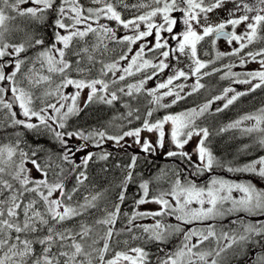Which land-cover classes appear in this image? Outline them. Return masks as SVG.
<instances>
[{
	"label": "snow or ice",
	"instance_id": "6c2138e0",
	"mask_svg": "<svg viewBox=\"0 0 264 264\" xmlns=\"http://www.w3.org/2000/svg\"><path fill=\"white\" fill-rule=\"evenodd\" d=\"M221 39L238 46L216 51L214 60L200 58L202 42L215 47ZM259 43L264 0H0V264H230L232 257L248 255L249 246L260 249L251 253V264H264V186L216 175L198 183L225 162L211 148L209 127L197 121L218 101L215 113L264 89V47L244 51ZM224 57L239 64L211 67ZM250 62L259 68L232 71ZM166 70L172 74L146 87ZM217 72H224L222 80L249 87L228 86L203 104L153 118L200 92L203 78ZM137 73L141 78L129 83ZM142 96L150 105L143 111ZM93 105L107 106L114 115L95 128L72 123ZM229 130L255 134L254 143L264 150V107L216 134ZM143 133L155 134V141ZM126 138L149 155L167 143L165 158L179 164L137 181L138 155H131L110 201L109 188H89V166L109 160L106 142L130 147ZM226 171L264 180V155L242 165L228 162ZM153 181L169 187L154 193ZM132 184L138 193L126 212ZM146 204L158 208L140 210ZM225 220L237 227L226 230Z\"/></svg>",
	"mask_w": 264,
	"mask_h": 264
},
{
	"label": "trees",
	"instance_id": "16d2710c",
	"mask_svg": "<svg viewBox=\"0 0 264 264\" xmlns=\"http://www.w3.org/2000/svg\"><path fill=\"white\" fill-rule=\"evenodd\" d=\"M259 47H264V43L260 44L258 48ZM223 74L224 72H220L206 79H203L201 81L202 83L206 85V87L201 90V94H203L202 100L206 101L210 99L212 96L218 95L222 91V87L224 85L232 83L231 80L229 79H223V82L220 83L221 81L220 77ZM140 101H141L140 106H141L142 111L145 106L150 107V105H148V100L146 97H143V96L140 97ZM257 102L259 103V106L257 107V109L264 107V98H261V96L258 95ZM120 110L123 111V109H120ZM159 112L161 113V111ZM113 115H114L113 109H109L107 106L93 105V106H90L88 109H86L84 112H82L78 118H75L72 121V123L79 125L80 127H83V128H95V127H99L105 124L107 121H109L112 118ZM228 115L229 114L227 112H222V113H219V116H214L213 118H210L211 116L203 117L199 119L200 121L199 124L201 126L209 127L210 131L212 132V129H214L212 128V126H214L215 129L216 128L220 129L221 128L220 121L227 120ZM216 121L218 124L214 123ZM138 125H139V122H134L132 126H138ZM109 131L116 133V132H119V128L110 127ZM216 133L217 132H212V136L210 137L211 142L221 141V138L223 137L224 134L220 133L219 135H217ZM236 137H237V144H239V146L237 144L233 146L231 148L233 149L232 151H228L230 150V148H228L227 154L221 155L217 153L216 146L211 147L214 154L218 158H220L222 161L225 162V168H217L215 169L214 173H211V174L205 173L203 176L198 178L199 181L206 178L207 176H210V175H213L219 172H222V173L227 172L226 167H227L228 162H233L234 164L242 165L248 162L249 160L254 159L256 156L262 155L263 153L261 152L262 150L258 148L254 154L250 156L241 157L240 153H242L245 145L255 144L254 143L255 136L249 137V136H244L242 134H238ZM28 138L29 140L32 139L30 134ZM250 140L252 141L251 143H250ZM40 143L44 144L46 147L52 146L49 144L47 139L40 140ZM234 148H237L238 151H234ZM103 150L107 152H111L112 155L108 161L97 160L96 163L90 164L89 177H90L91 184L89 185V188H91L92 186H95L96 190L109 188V191L106 194V196L110 201L115 200L116 194L119 192V188H117L115 185L118 184L119 180L125 174L124 166H126L130 162L131 155L133 154L138 155L136 172L139 174V176L137 177V181H139V179L141 178L151 179L154 176H156L160 172L161 169H172V168H175L177 164H179V161L175 160V158H165V156H159L157 152L155 155H149L141 151H138L132 148L131 146L120 148L111 141L106 142L103 145ZM88 151L100 152V149H97L95 147H89ZM80 155H84V153H81V154L79 153L78 156ZM116 165H120V167H117ZM181 167H183V165H181ZM105 168L107 169V171H104ZM227 173L232 174V175L242 174V173H230V172H227ZM242 175L251 176L250 174H245V173ZM69 186H71V182ZM168 187H169V183L164 182V181H161L160 183H156L155 181H153L151 185L152 191L154 193L161 189H167ZM137 193H138V185L137 184L130 185L129 190H128V199L125 203V206L123 207V211L131 212L132 207H133V199ZM147 205L148 204L140 206V210H147L146 208ZM234 218L235 217H232V219ZM144 222L151 223L152 221L146 220ZM222 224L226 230L228 228L237 227L236 225H230L228 223V220L223 221ZM120 226H121L120 224L117 225V227H120ZM259 250L260 249L258 247L254 248L253 246H249L248 255H240V256L232 257L230 260V264H251V253L253 251H259ZM229 255L231 256V253H229Z\"/></svg>",
	"mask_w": 264,
	"mask_h": 264
},
{
	"label": "rangeland",
	"instance_id": "374dc122",
	"mask_svg": "<svg viewBox=\"0 0 264 264\" xmlns=\"http://www.w3.org/2000/svg\"><path fill=\"white\" fill-rule=\"evenodd\" d=\"M227 7H231V5L229 4ZM179 15V14H178ZM215 16V14H213ZM220 17H225L227 14L226 12H223L221 11L219 13ZM244 31V26L241 25L239 28H237V32L240 33V32H243ZM119 35H123L124 34V31L121 30L119 33ZM149 40H153V37H149L148 38ZM207 41V40H206ZM170 43H172V41H170ZM205 42H202L201 45H204ZM262 44V43H259V44H254V45H251L249 46V48H252V49H256L258 48V46ZM208 45V46H207ZM138 45L134 46V50L135 48L137 47ZM238 45H235V43L230 47L226 41H224L223 39L217 41L215 47H213L209 42H207V44L204 46V48L201 50V51H204L206 50L207 48L209 50H214V52L216 51H222V52H230L231 51V48L232 47H236ZM120 47L119 46H116V49H119ZM247 48V49H249ZM245 49V50H247ZM244 50V51H245ZM199 51V50H198ZM199 55H200V58L203 59V60H207L205 57L206 55H201L200 54V51H199ZM149 57H151V55L149 54ZM126 61L123 62L124 65H126ZM175 63V62H173ZM229 63H232V64H236L238 65L239 64V61H238V58L236 57H224L222 63H219L217 60L215 61V63L213 65H211V67H217V68H222L223 65H226V64H229ZM219 64V65H218ZM186 65L184 63H181L179 65V67L181 68H184ZM211 67L209 69H207L208 71L211 70ZM259 68V64L256 63V62H250L249 64H247L246 66H236L232 69V71L234 72H237V73H242V72H246V71H250V70H255V69H258ZM11 69H8V71H10ZM224 71H227V69H224ZM217 73H220V72H217ZM215 73V74H217ZM172 74V71L171 70H166L161 77H159L157 80H152V81H149L148 84L146 85V87L148 88H154L156 83L159 81V80H163V79H166L167 76L171 75ZM210 76H207V77H204L203 79H206ZM141 78V74L137 73L134 77H130L128 78V82L129 83H135L137 82L139 79ZM195 78L193 77L192 79H189L188 81H186V83L191 86V84L194 82ZM176 83H184V81H177ZM228 86H232L234 87L237 91H244L246 90L249 86L248 85H244V84H233V83H230V84H227V85H224L222 87L225 88V87H228ZM190 90V87L189 88H186L185 91H189ZM202 90V89H201ZM201 90L200 92L192 95V96H188L185 100H182L180 101L177 105H174L172 108L170 109H167V110H164V109H161V113L158 111L154 114V119L155 118H158V117H162L163 115L167 114L168 112H180L183 111L182 109H188V108H192L194 106H197V105H200V104H203L205 102V100H202L203 99V94H201ZM258 90V89H257ZM256 90V92H258ZM260 90V89H259ZM67 91L71 92L73 91V89L69 88ZM221 93V92H220ZM219 93V94H220ZM86 95H87V90H85V92L83 93V96L84 98H86ZM250 94L246 95V96H243L241 97L236 103H234L232 106H230L228 109H226L225 111L223 112H227L229 115H228V119L227 120H221L220 121V126L223 127L225 125H227L228 123L232 122V121H235L237 119H239L241 116H243L244 114L246 113H251V112H255L257 110V107L259 106V103L256 101H252V102H249V97ZM171 98L170 97H166L165 98V102H170ZM222 102L218 101L216 102L215 104L212 105V112L211 114H207L205 117L207 116H211L210 118H213L214 116H219V113H215V108L219 105H221ZM190 105V106H189ZM188 106V107H187ZM179 110V111H178ZM228 110V111H227ZM222 113V112H221ZM209 118V119H210ZM208 119V120H209ZM198 123H200V121L198 120L197 121ZM204 122V121H203ZM216 124V122H214ZM251 122H245V125L247 124H250ZM212 132H218L219 129H215L214 126H212ZM214 130V131H213ZM223 137L221 138V141H216V142H211V147L212 146H216V150H217V153L221 154V155H224V154H227L228 151H232L233 149H231L233 146H235L237 144V135L238 134H241L239 130H229L227 132H224L223 133ZM142 135L144 136H148L150 137L153 141H155L156 139V136L155 134H148V133H143ZM246 136V135H244ZM255 136V135H253ZM126 142L128 145H131L132 148L138 150V151H141L140 148L138 146H136L135 144H133L132 142V139L131 138H126ZM252 141L250 140V143ZM75 143H77V141H75ZM239 146V144H237ZM195 146V143H190L188 146H187V150L188 151H191L192 148ZM250 147L246 150V151H242V153H240V156L243 157V156H250L252 154L255 153V151L259 148L256 144H253V145H249ZM170 145L166 143L165 145V148L164 149H161V150H157V153L159 156H164V153L169 149ZM230 148V150L227 151V149ZM254 148V149H253ZM234 151H238L237 148H234ZM261 152L262 155H264V150H262ZM81 154V153H80ZM244 174V173H242ZM242 174H237V175H232V174H229L227 172L225 173H222V172H219V173H216V174H213V175H216V176H220V177H223V178H226V179H232V180H240V181H247V180H251L253 183H256L257 186H262L264 185V180H261L259 179V177H253V176H247V175H242ZM246 174V173H245ZM202 179V178H201ZM209 179V176H207L206 178L202 179V180H198V183L200 184H203L205 183L207 180ZM147 210H156L158 208V205H155V204H148L146 206ZM248 219H252V220H255L254 217H248ZM231 253V252H230Z\"/></svg>",
	"mask_w": 264,
	"mask_h": 264
},
{
	"label": "flooded vegetation",
	"instance_id": "af4514ba",
	"mask_svg": "<svg viewBox=\"0 0 264 264\" xmlns=\"http://www.w3.org/2000/svg\"><path fill=\"white\" fill-rule=\"evenodd\" d=\"M83 2L84 3H86L87 4V0H83ZM130 2H135V0H130ZM126 15H130V13H128V14H126ZM176 15H178V13L176 14ZM223 18V17H222ZM179 27H182V25L181 26H179ZM179 27H178V29L177 30H179ZM207 42L208 41H205V44L204 45H200L199 47H198V50L200 51V54L201 55H203L205 52H207L208 53V55H206V59L207 60H214L215 59V52H214V50H209L208 48L206 49V50H204V51H201L203 48H204V46L207 44ZM172 43H174V42H172ZM208 46V45H207ZM138 47V46H137ZM136 47V48H137ZM249 50H255V48L254 49H252V48H249V49H247V50H245V52H247V51H249ZM119 51H120V48L119 49H116V53L118 54L119 53ZM198 51V52H199ZM151 55V54H150ZM223 59L224 58H222V59H220V60H217L219 63H222V61H223ZM219 65V64H218ZM221 82H223V80L221 79V81H220V83ZM258 92H252V93H250V98H249V102H252V101H256L257 100V96L259 95V96H261V98H264V89H258L257 90ZM256 99V100H255ZM262 186H264V185H262Z\"/></svg>",
	"mask_w": 264,
	"mask_h": 264
}]
</instances>
